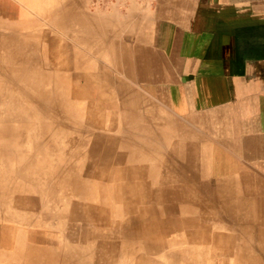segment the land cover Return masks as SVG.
<instances>
[{
	"label": "bare ground",
	"instance_id": "bare-ground-1",
	"mask_svg": "<svg viewBox=\"0 0 264 264\" xmlns=\"http://www.w3.org/2000/svg\"><path fill=\"white\" fill-rule=\"evenodd\" d=\"M68 1L37 2L38 13L8 25L16 12L0 0L4 224L18 237L30 218L27 205L12 199L18 194L13 186L22 182L45 194L47 219L32 221L25 236L38 241L31 247L46 251L50 264H174L175 217L190 216L196 201L190 185L182 186L174 174L181 167L205 172L206 161L178 158L170 126H152L147 117L120 111L130 89L102 65H116L129 77L133 70L117 59L112 15L71 9ZM136 74L145 81L143 72ZM34 123L42 130L34 131ZM18 128L29 133L35 154L10 150L18 146L12 138Z\"/></svg>",
	"mask_w": 264,
	"mask_h": 264
},
{
	"label": "crops",
	"instance_id": "crops-1",
	"mask_svg": "<svg viewBox=\"0 0 264 264\" xmlns=\"http://www.w3.org/2000/svg\"><path fill=\"white\" fill-rule=\"evenodd\" d=\"M154 1L104 14L133 78L169 83L177 157L206 161L172 173L196 200L175 217L174 264H264V0Z\"/></svg>",
	"mask_w": 264,
	"mask_h": 264
},
{
	"label": "rangeland",
	"instance_id": "rangeland-1",
	"mask_svg": "<svg viewBox=\"0 0 264 264\" xmlns=\"http://www.w3.org/2000/svg\"><path fill=\"white\" fill-rule=\"evenodd\" d=\"M7 1L9 2V6L11 7V11L16 12V16L15 18H13V20L6 19V23L8 25L9 24L11 25L14 23H18L19 20H22V21L27 20L28 19L27 17L31 16L29 12L38 13L37 11H34L35 3L39 2L41 4L44 0H38V1L37 0H7ZM20 4L31 7L30 9L32 11L26 10L25 8L21 7ZM137 4L143 7L150 8L151 6L156 5V1L154 0H146V1L144 0L143 1L142 0H69L68 1V6L71 7V9L76 8L78 11H83L84 13H88V14L99 13L100 15H102L100 11H103V15H102L103 18H106L104 14L106 11H127L128 7H136ZM56 5L58 6V8L60 7V5L58 4ZM249 13H254V12H249ZM233 14H234V11H231L230 15L232 19L236 17V15L234 16ZM110 15H107V16H110ZM116 19L117 21L122 20V19H125V16L120 15L116 17ZM254 19H255L254 17L253 18L248 17L246 21L247 23H253V21H255ZM243 22H244L243 20H240V21L233 22L232 24L237 25ZM117 28H118V25H116L115 23L113 32H116L115 33L116 43L119 42L120 45L125 46L126 44L123 42V39H121L120 37L118 38ZM115 39L113 38L114 41ZM116 51L118 53L119 52L121 53L122 49L116 47ZM119 54L117 55L118 56L117 59L119 60V58H121V60L122 59L124 60L125 57H121ZM102 66H103V69H105L108 74H112V76L114 75L113 78L116 79L117 83L128 86L130 89L128 93L129 99L127 102V106L124 107V109H122L121 107L120 111L126 109L127 111L131 113L140 114L141 117H147L149 119L148 124L152 126H163L164 124L170 126L171 128H169L168 131L171 132L172 134L174 133L173 138L175 139V136H174L176 135L175 127H174L175 121H174V117L169 112L170 111V106H169L170 96L168 92L169 83L167 84L165 83L164 80H161V79L153 80V81L144 79L145 81H142L138 79V74L136 73H135V78L133 79L134 73H131L129 77L122 71L121 68H118L116 65H112V66L110 65V67H107V64H104ZM111 67L113 70H111ZM109 68L111 70V73L108 71ZM115 72L117 73L119 72V73L116 74ZM136 85L138 88L136 87ZM29 113L30 111L27 114ZM32 129L34 131H37V129H41V126L39 124L34 123ZM24 131H22L21 128H18L12 132V138L14 141L13 144H18V146H13V148H11L10 150H12L13 153H19V154L21 153L35 154V149L32 147L31 140L29 139L30 135L29 133H27L26 131L24 132ZM7 139L9 138H6V140ZM178 139L180 140V135L178 136ZM138 145L146 148L147 150L150 148V145H146V146L140 145V144ZM0 148H1V144H0ZM167 155H169V153ZM154 156H156L155 153H154ZM169 157H173V155H170ZM216 157H219L218 159L215 160V163L217 165V164H220L221 161H223L222 158H220L222 157V154L216 153ZM1 162L2 161L0 160V163ZM224 178L225 177L223 176H218V175L216 176V179L221 182L223 181ZM9 180L13 184L16 181L14 177H9ZM203 180H205V178H203ZM17 186H13V187L14 189L16 187V191L18 192V194L13 192L12 199L21 201L22 204L27 205V210L31 211L29 215L30 218L27 219V222L24 225L25 226L24 230H20V236L14 237L11 234L13 232V228L4 224L3 213L2 211H0V264H31V262L35 260L39 264H46V263L50 264L49 255L46 251L41 250L38 253L35 251L33 247H31L32 244L35 247H37L38 241L32 240V238L25 236L27 231L31 229V226L33 224L32 221H35L36 219L45 221L47 219L44 211H42V207L44 203L46 202L45 194L43 193L44 195H42L41 193L36 192L32 188V186L30 185L27 186L22 182H20V184L17 183ZM197 188L201 189L202 186L197 187ZM3 190L4 188L2 184L0 183V203L2 201L1 197H2ZM197 192H198V196L204 197L206 195L205 190H199V191L197 190ZM23 194L25 196H22ZM186 258H189V256ZM73 260H76V257L70 259L71 262Z\"/></svg>",
	"mask_w": 264,
	"mask_h": 264
}]
</instances>
